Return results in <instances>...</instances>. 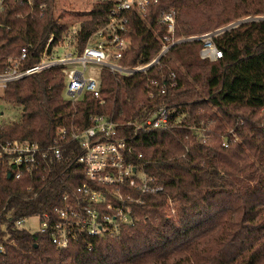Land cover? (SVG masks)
Segmentation results:
<instances>
[{"label":"trees","instance_id":"trees-1","mask_svg":"<svg viewBox=\"0 0 264 264\" xmlns=\"http://www.w3.org/2000/svg\"><path fill=\"white\" fill-rule=\"evenodd\" d=\"M40 3H45L41 16ZM110 6L111 1L96 0L80 21L77 52L104 25ZM170 9L174 37L200 35L245 17L264 18V0H158L144 18L129 15L124 32L129 46L120 65L147 63L157 55L168 35L160 19ZM72 25L59 20L54 0H33L32 6L6 0L0 71L8 56L28 44L23 64H34L48 37L55 46ZM213 41L222 53L213 61L200 58L201 41L185 40L146 71L119 75L103 68L99 96L86 91L74 104L64 96L60 67L7 84L0 101L21 110L17 121L0 126L1 142L57 141L78 155L82 149L70 133L91 125L90 116H103L116 124V135L109 138L126 141L131 147L126 159L141 165L159 189L131 205V223L111 233L79 235L59 248L47 234L14 224L42 212L55 217L62 195L72 198L76 187L89 183L82 167L73 158L14 178L12 166L0 159V264H264V19L224 30ZM162 105L170 127L133 142V126L126 123L141 122ZM192 127H207L210 142L196 141ZM122 191L138 195L127 187Z\"/></svg>","mask_w":264,"mask_h":264},{"label":"built area","instance_id":"built-area-1","mask_svg":"<svg viewBox=\"0 0 264 264\" xmlns=\"http://www.w3.org/2000/svg\"><path fill=\"white\" fill-rule=\"evenodd\" d=\"M5 1L0 0V13L5 8ZM20 1L33 5V0ZM108 1H111V6L104 25L87 37L81 51H76L75 40L79 22L76 26L72 25L63 40L55 46L50 47L53 37L49 36L39 60L34 64L28 66L23 64L30 44L23 46L18 55L8 56L5 67L0 71V94L8 83L60 67L65 80L64 96L74 104L86 91L92 92L95 97L99 96L101 83L99 73L103 68L119 75L146 71L153 64L158 63L159 58L165 55L174 43L199 40L202 42L200 58L213 61L222 55L213 41V38L221 33L220 28L200 35L174 37L175 11L170 9L163 13L160 19L168 35L161 40L157 55L147 63L124 67L118 63V60L129 46V41L124 36L129 15L135 14L144 18L149 7L158 0ZM38 10L41 16L45 10V3H40ZM63 41H65L64 46L61 45ZM60 46L71 50L56 56V49ZM87 64L97 65L98 73L85 76L84 70ZM170 78H174L173 73H170ZM164 88L165 85L162 84V92ZM89 119L91 125L79 131L75 129L69 135L70 139L76 140L82 149L78 155L66 152L57 141L47 146L29 140L0 141V159L6 160L9 166H12L10 173L14 178L44 171L46 167L52 169L55 163L70 161L73 158L74 162L82 167L89 183L84 182L76 187L72 198L70 193H64L63 205L57 210L55 217L52 218L49 213L42 212L17 219L14 224L16 228H25L31 233L47 234L50 241L59 248L66 247L69 241L79 235L111 233L113 230L117 231L118 226L131 223V205L142 202V195L159 189L150 185L151 178L144 174L141 165L133 164L126 159L127 153L131 150L126 141L109 138L116 135V124L98 115L90 116ZM126 125L133 126V142L140 143L142 135L170 127L169 110L162 105L141 122L128 121ZM64 137L65 131L61 130V138ZM201 143L206 144V142ZM223 145L226 146V143ZM123 187L135 190L138 195L122 191ZM30 217L38 218L39 226L34 231H30L25 225Z\"/></svg>","mask_w":264,"mask_h":264},{"label":"rangeland","instance_id":"rangeland-1","mask_svg":"<svg viewBox=\"0 0 264 264\" xmlns=\"http://www.w3.org/2000/svg\"><path fill=\"white\" fill-rule=\"evenodd\" d=\"M95 1L96 0H54L55 14L59 16L60 21L72 22L73 25L76 26L81 20L88 18L89 10L91 9ZM246 18H251V17L241 18L239 20H244ZM210 31L211 30H207L206 32H210ZM61 45L64 46L65 41H63ZM63 46H60L59 48L56 49L55 52L56 56H61L64 52H68L71 50L70 48L64 49ZM79 68L82 69L80 65ZM98 71H99V67L97 65L87 64L86 69L84 70V74L85 76L96 75ZM20 110H21L20 106L11 105L7 102L6 103L0 102V126L17 121L20 116ZM228 128L229 127H227V129ZM191 130H192V136L196 141L206 142V144L210 142L209 135L207 134L208 132L207 127L206 128L192 127ZM223 143H225V141H223L222 144ZM25 225L29 228L30 231L36 230L39 226L38 218L36 217L28 218L25 222Z\"/></svg>","mask_w":264,"mask_h":264},{"label":"water","instance_id":"water-1","mask_svg":"<svg viewBox=\"0 0 264 264\" xmlns=\"http://www.w3.org/2000/svg\"><path fill=\"white\" fill-rule=\"evenodd\" d=\"M260 19H264V18H262V17H253V18H246L244 20H238L236 22H233V23L228 24L227 26H225L223 28H220V30L222 32L224 30H229L231 28H234V27H236L237 25H239L241 23H244V22H247V21L260 20ZM7 177H9V173H7Z\"/></svg>","mask_w":264,"mask_h":264}]
</instances>
